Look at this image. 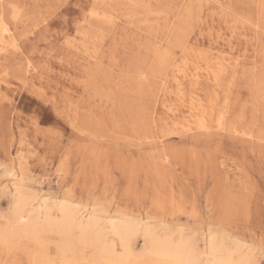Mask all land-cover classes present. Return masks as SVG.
I'll return each instance as SVG.
<instances>
[{
  "label": "rangeland",
  "instance_id": "obj_1",
  "mask_svg": "<svg viewBox=\"0 0 264 264\" xmlns=\"http://www.w3.org/2000/svg\"><path fill=\"white\" fill-rule=\"evenodd\" d=\"M102 2L0 0V234L23 194L139 221L118 264H164L144 226L264 264V0ZM49 229L0 240V264H94Z\"/></svg>",
  "mask_w": 264,
  "mask_h": 264
},
{
  "label": "bare ground",
  "instance_id": "obj_2",
  "mask_svg": "<svg viewBox=\"0 0 264 264\" xmlns=\"http://www.w3.org/2000/svg\"><path fill=\"white\" fill-rule=\"evenodd\" d=\"M103 1L104 2H102V3L107 4L111 0H103ZM187 1L189 2L191 0H179V3L181 4L183 2V4L184 3L186 4ZM98 2H100V1H98ZM144 3H145V1H144ZM144 3H143L144 6L148 4V3L147 4H144ZM149 5H148V7H149ZM168 7L164 8V10H166V9L168 10ZM185 9H187V12L188 13L190 12L189 15H191V12H192L191 8L189 9V7L185 6ZM104 13H105V11H104ZM109 18H110V15H109ZM166 19L168 22V17H166ZM96 20H97L96 22L100 21V19H96ZM169 24H170V22L166 23L167 28H169ZM173 24L176 26L175 28H179V25H176L175 22H173ZM0 44H9L11 46H16L15 40H13V35L11 33V29L3 21L2 18H0ZM146 106H148V105H146ZM17 188L19 189V187H17ZM19 191H21V189H19L18 192ZM17 195H18V193H17ZM32 202H33V200H32ZM31 204L32 203L30 202V205ZM27 205H28V198L23 196V194L20 195L18 198V201L15 205L11 221L9 220V222H10L8 225L9 229L0 234V240H2L4 242H9L10 238H13L16 236L18 238L19 235L32 236V237H34L32 239H36V238L38 239L39 237H37L36 235L39 232L45 231L46 229H49V227H57L61 231L67 232L69 234L72 232L75 233V230H78L79 231L78 242L81 243L82 245L83 244L84 245H90L93 249L92 257L95 259L94 264L95 263L96 264H118L119 262H123L126 260L128 261V259L130 257L132 259V256H137L136 253H134V249H135L134 247L135 246L134 247L132 246L131 241L133 239V236H135L136 232L139 229V227H138L139 221L132 222V221H129L126 219L107 218L108 219L107 222L104 223V222H101V220H100L101 218L98 215H96L95 212H93V211L88 216H86V215H84L83 211L77 210L80 208H78V207H76L77 209L70 208L73 205L71 206V205L67 204L70 206L69 207L63 203L59 204L57 207L60 214L58 213L53 217V214H51V213H53V212H51V209H53V207H51L47 203L44 204L45 206H43L44 207L43 211H42V208H39L40 206H37V208H32L34 205L32 207H30L32 209H29V208L27 209L26 208ZM52 206H54V205H52ZM139 224H141V223H139ZM142 226H144V225H142ZM140 227H141V225H140ZM149 227H151V226H149ZM149 227L144 226V228H143L144 229L143 234L146 237L145 241L147 244H146V247L144 248L143 254L141 253V255H142L141 258L150 254V255L154 256L158 262L164 263V264L165 263H170V264H200V262H203V264H249L247 261V258L242 257V256L235 257L234 254H232V253H236L239 250L238 249L236 251L237 248L236 249L234 248L235 251H233L234 250L233 249L232 250L233 252L230 250H229V252L222 251V249H221L222 246H220L222 244H219L216 241L217 239L214 236H210V238L207 242V246H208L207 251H206V249H204L205 251L200 250V252H198V251H196L197 246L195 247L196 244L193 241H192L193 243L191 242V244L193 245L192 246L187 239L186 240L177 239L178 241H175V239L171 238L170 236H162V235H161L162 237L160 235L157 236V233L154 232V229L152 230L151 229L152 227L151 228H149ZM51 231H52V229H51ZM139 232H141V231H139ZM109 234H111L112 237L109 236ZM5 235H7V236H5ZM73 235L74 234H72V236ZM40 236H41V234H40ZM76 236H78V235H76ZM71 238H73V237H71ZM116 243L120 244L122 252L118 253ZM66 246H67V244H66ZM78 246H79V244H78ZM66 250H68V249H66ZM83 250H84V247H83ZM78 252H79V250H78ZM82 252H84V251H82ZM79 255H81V252L79 253ZM205 255H207V256L205 257ZM243 256H244V254H243ZM246 257H248V255ZM248 260H251V257H249Z\"/></svg>",
  "mask_w": 264,
  "mask_h": 264
}]
</instances>
